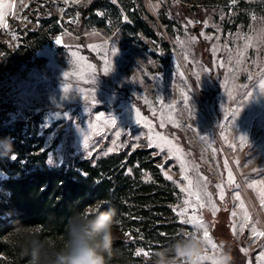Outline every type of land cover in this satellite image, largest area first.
Returning a JSON list of instances; mask_svg holds the SVG:
<instances>
[{
  "label": "rangeland",
  "instance_id": "1",
  "mask_svg": "<svg viewBox=\"0 0 264 264\" xmlns=\"http://www.w3.org/2000/svg\"><path fill=\"white\" fill-rule=\"evenodd\" d=\"M92 1L0 0V111L41 114L50 167L150 149L201 264L225 240L234 264H264V0H133L150 36L118 0L83 15Z\"/></svg>",
  "mask_w": 264,
  "mask_h": 264
},
{
  "label": "trees",
  "instance_id": "2",
  "mask_svg": "<svg viewBox=\"0 0 264 264\" xmlns=\"http://www.w3.org/2000/svg\"><path fill=\"white\" fill-rule=\"evenodd\" d=\"M110 5L116 14L126 12L130 21L145 35L150 36L142 20L139 5L133 0H118ZM93 0L82 13L100 6ZM138 3L141 4L140 0ZM182 7L199 11L201 5H227V0H203ZM189 4V3H188ZM130 29V25H124ZM43 41V40H42ZM43 43H48L45 40ZM0 44V49L3 48ZM6 110L0 111V140L11 138L15 158H0V264H28L10 244L11 230L19 223L31 226L42 237L59 243L67 218L72 210L84 208L98 199H105L104 209L114 208L118 217L116 246L125 264H140L135 256L138 249L155 251L169 246L175 239L192 235L190 228L177 219L174 205L181 199L177 187L164 178L151 157V150L124 149L98 159H76L67 165H47L48 148L43 135L38 134L41 114H25L10 121ZM148 171L152 180L146 182L140 172ZM253 263V261H252Z\"/></svg>",
  "mask_w": 264,
  "mask_h": 264
},
{
  "label": "clouds",
  "instance_id": "3",
  "mask_svg": "<svg viewBox=\"0 0 264 264\" xmlns=\"http://www.w3.org/2000/svg\"><path fill=\"white\" fill-rule=\"evenodd\" d=\"M10 154L13 158L11 138L0 140V158ZM105 203V199H98L82 209H73L58 244L19 223L11 230L9 244L28 264H125L123 253L116 246L117 212L114 208L102 210ZM204 248L197 231L153 251L146 264H201ZM214 260L216 264H234L229 241L221 242Z\"/></svg>",
  "mask_w": 264,
  "mask_h": 264
},
{
  "label": "snow or ice",
  "instance_id": "4",
  "mask_svg": "<svg viewBox=\"0 0 264 264\" xmlns=\"http://www.w3.org/2000/svg\"><path fill=\"white\" fill-rule=\"evenodd\" d=\"M57 43H59V41H57ZM104 71L107 73L108 72V68L106 67L105 69H104ZM65 75H68L67 73H65ZM261 89H264V84H261ZM65 91H67V89H65ZM136 115L137 116H139L140 114H139V112L137 111V113H136ZM114 122V121H113ZM161 139H163V138H161ZM246 140H247V137H245V136H241L240 137V143H241V145H243L245 142H246ZM85 144H87V141H85ZM13 158H15V157H13ZM230 175V178H231V174H229ZM168 179H172L170 176L169 177H167ZM186 178V177H185ZM189 183H191V182H189ZM221 199H223V193H221ZM237 199H239V197H237ZM242 207H243V205H241ZM178 215H179V213H178ZM233 215H235V213H233ZM233 231H235V228L233 229ZM254 233H256V229L255 228H253V230H252ZM257 235H259V236H262V237H264V232H259V233H256ZM204 236H205V238H208V234H207V232L205 231L204 232Z\"/></svg>",
  "mask_w": 264,
  "mask_h": 264
}]
</instances>
